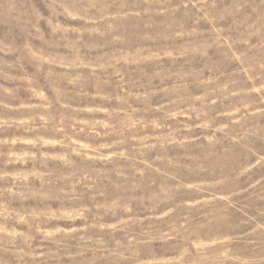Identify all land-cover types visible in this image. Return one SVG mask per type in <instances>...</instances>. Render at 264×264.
<instances>
[{
  "label": "rangeland",
  "instance_id": "1",
  "mask_svg": "<svg viewBox=\"0 0 264 264\" xmlns=\"http://www.w3.org/2000/svg\"><path fill=\"white\" fill-rule=\"evenodd\" d=\"M0 264H264V0H0Z\"/></svg>",
  "mask_w": 264,
  "mask_h": 264
}]
</instances>
